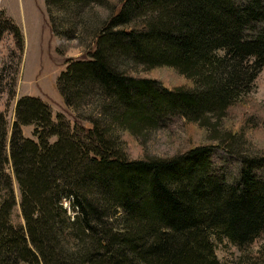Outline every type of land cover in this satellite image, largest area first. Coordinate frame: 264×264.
<instances>
[{
	"label": "trees",
	"instance_id": "trees-1",
	"mask_svg": "<svg viewBox=\"0 0 264 264\" xmlns=\"http://www.w3.org/2000/svg\"><path fill=\"white\" fill-rule=\"evenodd\" d=\"M64 1L80 8L96 0H45L48 8ZM5 21L0 37L10 30L23 49L20 28ZM261 21L264 0H119L96 27L92 58L69 63L59 90L79 104L98 85L112 99L101 115L137 134L166 114L221 117L264 68V26L246 34ZM57 26L56 35L69 36ZM130 60L173 68L182 83L160 89ZM86 121L71 130L41 98L22 96L7 153L0 112V264H224L216 240L243 247L264 233V180L255 173L264 155L247 159L232 183L214 172L210 144L130 158L98 120ZM25 124L35 125V139L23 136ZM9 163L20 226L10 221L17 200Z\"/></svg>",
	"mask_w": 264,
	"mask_h": 264
},
{
	"label": "rangeland",
	"instance_id": "rangeland-1",
	"mask_svg": "<svg viewBox=\"0 0 264 264\" xmlns=\"http://www.w3.org/2000/svg\"><path fill=\"white\" fill-rule=\"evenodd\" d=\"M118 2L96 0L78 8L76 4L64 1L48 8L45 0H0V27L6 26L5 19L12 16L24 36L23 49L10 30H5L0 37V112L6 120L7 153L10 152L9 141L16 120L17 102L22 96L31 95L38 96L50 106L54 119L62 113L71 130L79 124L88 125L87 118L98 120L101 129L107 131L108 138H114L116 145L130 158H166L182 155L197 145H213L207 147L211 151L214 172L228 182H236L247 159L255 158L260 162L258 160L264 155V68L223 116H209L204 121L193 122L180 113L166 114L162 122L144 127L139 134L123 130L111 123L110 116L101 115L103 106L111 98L103 95L98 85L94 91L88 87L79 104H69L64 100L58 86L61 72L75 60L92 58L96 27L102 24ZM75 9L79 10L78 15ZM81 19L85 24L80 23ZM52 25H59L56 28L65 30L69 36L56 35ZM250 25L256 28H248L246 34L254 35L264 26V21ZM129 67L137 74L158 79L163 83L158 85L160 89L182 83L183 78L177 71L167 66L150 69L141 63L133 65L130 60ZM34 128V124L22 125L23 136L35 139ZM76 132L80 136L79 130ZM5 171L13 178L17 200L10 221L20 226L24 223L18 203L20 191L10 163ZM255 171L264 180V161ZM215 250L224 264H264V233L243 247L227 238L216 240Z\"/></svg>",
	"mask_w": 264,
	"mask_h": 264
},
{
	"label": "crops",
	"instance_id": "crops-1",
	"mask_svg": "<svg viewBox=\"0 0 264 264\" xmlns=\"http://www.w3.org/2000/svg\"><path fill=\"white\" fill-rule=\"evenodd\" d=\"M5 9H6V12H7V14H8V10H7V8L5 7ZM9 15V14H8ZM12 17V16H11ZM14 19V18H13Z\"/></svg>",
	"mask_w": 264,
	"mask_h": 264
}]
</instances>
